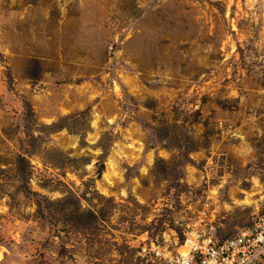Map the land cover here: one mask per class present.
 <instances>
[{
  "label": "rangeland",
  "instance_id": "obj_1",
  "mask_svg": "<svg viewBox=\"0 0 264 264\" xmlns=\"http://www.w3.org/2000/svg\"><path fill=\"white\" fill-rule=\"evenodd\" d=\"M263 215L264 0H0V264H167Z\"/></svg>",
  "mask_w": 264,
  "mask_h": 264
},
{
  "label": "built area",
  "instance_id": "obj_2",
  "mask_svg": "<svg viewBox=\"0 0 264 264\" xmlns=\"http://www.w3.org/2000/svg\"><path fill=\"white\" fill-rule=\"evenodd\" d=\"M186 246L185 252L177 253L160 246L151 249L167 264H264V215L234 236H208L202 241L190 236Z\"/></svg>",
  "mask_w": 264,
  "mask_h": 264
},
{
  "label": "trees",
  "instance_id": "obj_3",
  "mask_svg": "<svg viewBox=\"0 0 264 264\" xmlns=\"http://www.w3.org/2000/svg\"><path fill=\"white\" fill-rule=\"evenodd\" d=\"M64 201H65V199H60L58 201H53V202L57 203L58 205H60V204L64 203ZM77 209H78V207L74 208V215H76L78 213Z\"/></svg>",
  "mask_w": 264,
  "mask_h": 264
},
{
  "label": "bare ground",
  "instance_id": "obj_4",
  "mask_svg": "<svg viewBox=\"0 0 264 264\" xmlns=\"http://www.w3.org/2000/svg\"><path fill=\"white\" fill-rule=\"evenodd\" d=\"M186 251V250H185ZM0 257H1V252H0Z\"/></svg>",
  "mask_w": 264,
  "mask_h": 264
}]
</instances>
